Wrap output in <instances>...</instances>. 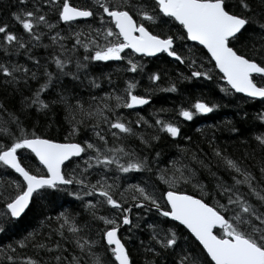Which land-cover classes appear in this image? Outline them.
<instances>
[{
	"label": "snow or ice",
	"instance_id": "6c2138e0",
	"mask_svg": "<svg viewBox=\"0 0 264 264\" xmlns=\"http://www.w3.org/2000/svg\"><path fill=\"white\" fill-rule=\"evenodd\" d=\"M11 16L28 40L11 31L8 23L0 21V47L5 54L9 50H24L28 60L40 67L39 60L30 54L31 46H40L47 38L53 47L50 59L58 74L54 81V73L45 66L43 83L30 96L23 97L21 111L35 108L38 114L46 115L51 106L62 105L69 131L63 142L37 134L36 124L29 129L18 115L8 112L0 103V113L8 116L4 125H14L12 128L0 125V166L18 174L14 179L0 178L3 206L0 233L22 219L33 202L43 200L54 204L65 194L81 201L97 229L93 234L89 221L77 224L75 216L65 209L40 222L41 228L47 224L49 232L59 237L55 243L50 235L41 236L39 229L33 228L20 239L0 245V254L7 264H132L126 243L118 233L122 225L129 226V232L139 227L132 224L130 215L137 210L139 219L141 209L145 213L154 209L159 217L165 218L160 223L178 222L198 242V250H190L182 246L188 241L178 235L175 225L163 228L160 223L148 224L152 247L146 251L155 256L160 255L158 246L176 257L174 264H264V163L257 174L245 165L244 159L233 158L226 149L214 146L215 137L208 141L210 155L198 146L183 148L166 165L160 162L159 152L155 156L142 155L125 145L126 136H138L144 146L159 139L157 135L145 138L135 133L132 123L154 127L172 138L180 134L175 123L161 118L149 124L139 114L135 121H128L122 113L117 116V109H133L148 104L151 99L150 90L143 95L135 94L134 90L139 87L135 81H125L120 94L106 92L99 98L91 97L88 103L69 97L66 91L57 93L54 100H46L41 95L61 75L79 79L76 72L86 69L92 61H123L126 49L146 57L166 53L187 65L190 76L181 74V78L211 80L212 69H205L203 63L197 66L191 49L187 58L175 49L176 41L183 40L196 42L206 49L208 62L218 70L219 80L223 81L221 92L242 93L248 99L264 100V0H86L79 5L71 0H32L31 4L28 0H19L17 11ZM89 18L92 24L87 23ZM82 19L84 25L74 29L72 25ZM158 22L178 25L182 35L167 34L163 29L154 33L150 27ZM61 23L67 26V34H62ZM249 26H255L261 34L251 45L245 37ZM242 37H245L243 43ZM73 62L76 72L66 71V66ZM126 71H143V66L129 56ZM0 74L6 85H15L21 79L25 83L28 79L37 80V72L14 62H0ZM254 74L260 77L259 83ZM160 78L157 72L149 75L153 85ZM90 82L93 88L99 87L96 79ZM162 90L175 92L177 88L175 83H170ZM217 107L216 103L197 99L191 108H180L179 116L190 121L194 115L211 113ZM256 119L264 127V111ZM81 127L89 128L92 135L76 142ZM230 131L239 134L234 126ZM109 135L111 145L106 139ZM252 138L264 150V131L253 132ZM18 150L31 154L39 167L35 171L26 167ZM244 155L247 158L248 154ZM113 169L115 175L109 176ZM200 172L206 173L212 182L210 190L199 178ZM133 173L142 179L121 186L120 181L127 177L120 174ZM93 175L95 180L90 179ZM188 186L194 191L184 190ZM102 209L109 214L100 215ZM53 220L56 227L51 226ZM65 230L71 237V252L62 243L69 241ZM28 247L35 255H17L18 249Z\"/></svg>",
	"mask_w": 264,
	"mask_h": 264
},
{
	"label": "trees",
	"instance_id": "16d2710c",
	"mask_svg": "<svg viewBox=\"0 0 264 264\" xmlns=\"http://www.w3.org/2000/svg\"><path fill=\"white\" fill-rule=\"evenodd\" d=\"M32 0H28L31 4ZM74 4H84L86 0H71ZM90 2V0H88ZM235 2V0H233ZM19 6V0H0V21H4L9 24L10 30L18 36H23L24 40H28V36L23 32L21 26L17 24L11 16L12 12L17 11ZM46 7V6H45ZM135 18V17H134ZM87 21H91L89 18ZM85 21L81 20L77 24H73L72 27L79 28L83 26ZM63 25V24H62ZM98 25L93 24V27ZM148 26V25H146ZM163 31L167 34H173L176 36L182 35L179 26L176 24H159L151 26L150 30L155 32ZM43 30V29H41ZM62 34H67V26L63 25L60 29ZM261 35L255 26H249L245 37L248 38V43L257 42V37ZM242 37L241 43L244 42ZM44 45H49L47 48ZM71 46L70 43L67 44ZM175 49L185 56H189V49H191L192 58L196 59L197 66L203 63L205 69H212V79L208 80L203 77L183 79L184 77L190 76V70L186 64H180L175 61L172 57H169L166 53H162L156 57H146V62L143 66V71L132 73L126 71L127 61L112 62H100L92 61L88 64L86 69H81L76 72V65L73 62L66 66V71L76 72L79 79H74L71 75H61L58 81L54 82L49 90L42 93V97L46 100H54L57 97V93H63L66 91L69 97H76L84 101L85 103L90 102V98L86 96L85 91L90 90L95 92L96 88L91 86L90 79H96V82L102 80V74L107 70H113L111 77L113 78L112 83L115 81V85L119 87V91H123L125 87V81H135L139 87L135 89V92H145L150 90L148 94L151 96L148 104L133 109L122 108L116 110V114L119 116L121 113L128 121H135L136 115L143 112L149 111L152 108H158L156 113L164 114L163 119L169 122L175 123L180 128V134L176 138L168 136L166 133L157 132L154 127H146L143 125H136L132 123V128L135 133L143 134L145 138L152 135L159 136L158 140L151 141L148 146H144L140 143L138 136H126L123 143L131 148L136 149L142 155L155 156L157 152L161 155L159 160L162 164H167V161L172 159L174 155H180V150L183 148L195 149L197 146L202 149L205 153L210 155L208 148V141L215 137L214 146L218 145L222 149L227 150V154L233 158L244 159L245 165L251 167L254 172L258 174L259 168L264 163V150L257 146V142L252 138L253 132H260L264 130L261 126V122L256 119L259 112L264 111V100L261 99H248L245 96L237 93L225 94L220 91V85L223 81L219 80L218 70L213 69L212 64L208 62L206 50L196 44L189 41L177 40ZM32 56L39 60L40 67H35L32 61L28 60L24 50L19 52L9 50L7 54L3 47H0V62H14L29 67L32 71L37 72V80L28 79L27 83L21 79L15 85H6L4 83V77L0 74V103H3L8 112L15 113L23 121L24 125L31 129L33 124L37 127L35 131L37 134H43L48 138H57L63 142L64 137L68 134L69 125L65 120V110L62 105H53L50 111L45 115L44 113H37L35 108L21 111V100L25 96H30L32 91L38 87V84L43 83V69L46 66L48 71L54 73V81L56 75L55 64L52 63L50 56L53 54V47L50 45V41L44 38L41 41L40 46H31ZM79 55H84V50L79 49ZM75 60V58H73ZM105 63V64H104ZM123 65V66H119ZM104 69V70H102ZM196 70H199L197 67ZM152 72L160 74V80L157 84L153 85L149 81V75ZM104 78V77H103ZM256 81L260 82V77H255ZM170 83H175L177 90L175 92L163 91L162 89L168 88ZM99 88V87H98ZM97 95V93H95ZM99 95V94H98ZM195 99V100H193ZM197 99H202L205 102L216 103L218 107L213 112L206 114L201 118H195L187 122L183 121L184 118L179 116L180 108H191V105L195 103ZM193 100V101H192ZM151 111V110H150ZM154 113V112H152ZM169 114V115H168ZM247 114V115H245ZM148 121L149 124H153V119L147 113L140 114ZM170 116V118H168ZM8 119L7 113H0V125L8 126L10 128L14 125H4V122ZM200 126H195L198 122H203ZM230 122V124L228 123ZM91 121H89V124ZM236 127L239 134L230 131L231 127ZM92 133L89 128L81 127L80 133L75 137L77 142L91 136ZM187 137L188 139H185ZM109 144H112V137L109 135L106 137ZM243 141V143H242ZM20 159L22 163L35 171V165L30 164V154L26 150H20ZM247 153V158H245ZM193 166H195L193 164ZM38 168V167H37ZM216 170L215 168L213 169ZM220 175H224L225 179L227 176L220 172ZM109 176L115 175V170L108 173ZM199 178L205 183L210 190L211 181L207 178V174L200 172L198 173ZM121 177H127L120 181L121 186L125 183H133L134 178L142 179V176L137 174H120ZM135 176V177H134ZM17 174L0 166V178L3 179H14ZM146 178V174L145 177ZM91 180H95L96 176L90 177ZM111 182V180L109 181ZM139 182V181H137ZM166 190V188L164 189ZM186 191L190 193L194 191L191 186H188ZM87 199V198H86ZM67 210L73 216H75L76 223L83 225L85 221H89L92 227L93 234L96 233L97 225L91 221L88 212L82 207L81 201L77 200L73 196L63 195L55 201L54 204L48 201H35L32 203L30 210L23 215L22 219H19L17 223L11 228L0 233V245H7L20 239L25 232L30 231L33 228L39 229L41 236L48 234L51 236L52 243H55L59 237L49 232L47 224L43 228L40 226V222L44 221L46 217H55L60 211ZM0 211H3V206L0 204ZM100 215H108L106 209H102L99 212ZM132 224L139 225V227H133L131 232L126 227L120 235L122 241L126 243V247L130 252L132 264H148V262H154V264H174L176 257L169 251L164 252L157 246V251L160 255L155 256L152 253L146 251L147 247H152L149 241L150 229L147 227L148 224L160 223L165 221V218L159 217L155 210L148 213L131 216ZM175 225L178 235H181L184 240H187V244H183V247L190 248V250H198V242L194 241V237L191 236L187 230L176 222H164L160 223L163 228L173 227ZM52 227H56L55 221L51 223ZM99 227H103V223L100 222ZM87 231V229H85ZM65 235L69 236V241L62 242L63 246L72 251V243L70 234L65 230ZM41 237H38V239ZM143 242V243H142ZM18 256L23 255H35L31 247L26 249L17 250ZM44 255L43 252L40 253ZM0 264H7L4 261L3 255L0 254Z\"/></svg>",
	"mask_w": 264,
	"mask_h": 264
},
{
	"label": "rangeland",
	"instance_id": "374dc122",
	"mask_svg": "<svg viewBox=\"0 0 264 264\" xmlns=\"http://www.w3.org/2000/svg\"><path fill=\"white\" fill-rule=\"evenodd\" d=\"M85 23V22H84ZM83 23V24H84ZM87 23L88 24H92V20L91 21H87ZM122 55H124L125 56V59L123 60V61H127V58H129V56H131V58L132 59H134V60H136V61H138L140 64H144L145 62H146V58L145 57H142V56H138L137 54H131V52H130V50H125V53H123ZM143 60L145 61V62H143ZM100 62H105V63H107V62H110V61H100ZM117 62V61H116ZM104 63V64H105ZM115 63V62H114ZM119 66H123V65H119ZM102 70H104V69H102ZM112 72H113V70H112V68L110 69H107L103 74H102V80H99L98 79V81H97V84L99 85V88H96V91L95 92H91L90 90L88 91V90H86L85 91V93H86V96L88 97V98H91V97H97V98H99L100 96H102L104 93H106V92H112V91H115V92H117V94H120L121 92H118L119 91V87L117 86V85H115V81L112 83V81H113V78L111 77V74H112ZM104 77V78H103ZM109 81H111V83H109ZM131 81V80H130ZM165 89V88H164ZM95 93H97V95H95ZM99 94V95H98ZM135 94H137V95H143V94H145V92H140V91H138V92H135ZM193 100H195V99H193ZM192 100V101H193ZM90 101V100H89ZM158 108H152V109H150L149 111L147 110L146 112H143V113H140V114H145V113H147L148 115H150L151 117H152V119H153V124H154V121H155V119H157V118H161V119H163V117H164V114H162V113H156V110H157ZM117 110H119V109H117ZM152 112H154V113H152ZM124 114V113H123ZM139 114V116H143V115H140ZM133 115H136L135 116V118H137V114H133ZM169 115V114H168ZM118 116V115H117ZM200 116H201V114H196V115H194L193 116V119L194 118H200ZM168 118H170V116L168 117ZM183 121H185V119H183ZM187 121H189V120H186L185 122H187ZM190 122V121H189ZM101 127H105L104 125H101ZM262 131H264V130H262ZM173 157H176V155H174ZM131 219V218H130Z\"/></svg>",
	"mask_w": 264,
	"mask_h": 264
},
{
	"label": "flooded vegetation",
	"instance_id": "af4514ba",
	"mask_svg": "<svg viewBox=\"0 0 264 264\" xmlns=\"http://www.w3.org/2000/svg\"><path fill=\"white\" fill-rule=\"evenodd\" d=\"M59 28H60V29L63 28L62 23L60 24ZM110 62L114 63V62H116V61L113 60V61H110ZM203 116H205V114H201V118H202ZM194 119H195V118H194ZM185 121H186V120H185ZM203 123H204V121H203V122H198V123H196L195 126H200V125L203 124ZM76 142H77V141H76ZM30 159H31L30 164L35 165V168L39 167V163L34 159V157H33L31 154H30ZM134 174H135V173H134ZM136 175H137V174H135V176H136ZM135 176H134V177H135ZM137 181H140V178H134L133 183H137ZM153 210H154V209H153ZM141 213H144L143 209L139 210V214H141ZM132 215L136 216V215H137V210H133V211L131 212L130 218H131ZM131 221H132V218H131ZM126 227L129 228V226H127V225H122V226H121V228H120V230H119V235L122 234L123 230H124Z\"/></svg>",
	"mask_w": 264,
	"mask_h": 264
},
{
	"label": "water",
	"instance_id": "95a60500",
	"mask_svg": "<svg viewBox=\"0 0 264 264\" xmlns=\"http://www.w3.org/2000/svg\"><path fill=\"white\" fill-rule=\"evenodd\" d=\"M192 42V41H191ZM193 43H196V42H193ZM206 50V49H205ZM159 54H161V53H158V54H156L155 56H152V57H156L157 55H159ZM138 55H140V54H138ZM255 75V74H254ZM257 99H260V98H257ZM142 105H140V106H135L134 108H137V107H141ZM178 223V222H177ZM182 226V225H181ZM119 234V233H118Z\"/></svg>",
	"mask_w": 264,
	"mask_h": 264
},
{
	"label": "bare ground",
	"instance_id": "6f19581e",
	"mask_svg": "<svg viewBox=\"0 0 264 264\" xmlns=\"http://www.w3.org/2000/svg\"><path fill=\"white\" fill-rule=\"evenodd\" d=\"M82 20H83V19H82ZM80 21H81V20H80ZM189 42H191V41H189ZM191 43H192V42H191ZM255 77H259V76H256V75H255ZM255 77H254V78H255ZM237 94H241V95L245 96V95L242 94V93H237ZM18 151H19V156H20L21 151H20V150H18ZM37 162H38V161H37ZM17 175H18V174H17Z\"/></svg>",
	"mask_w": 264,
	"mask_h": 264
}]
</instances>
